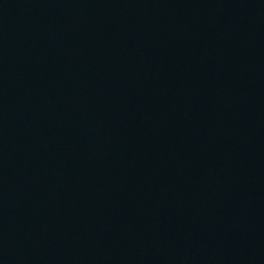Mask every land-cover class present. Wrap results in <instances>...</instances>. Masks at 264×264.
Here are the masks:
<instances>
[{
    "label": "water",
    "instance_id": "obj_1",
    "mask_svg": "<svg viewBox=\"0 0 264 264\" xmlns=\"http://www.w3.org/2000/svg\"><path fill=\"white\" fill-rule=\"evenodd\" d=\"M0 264H264V0H0Z\"/></svg>",
    "mask_w": 264,
    "mask_h": 264
}]
</instances>
